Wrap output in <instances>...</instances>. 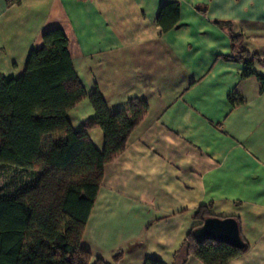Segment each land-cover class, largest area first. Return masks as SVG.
Instances as JSON below:
<instances>
[{
  "label": "crops",
  "instance_id": "obj_1",
  "mask_svg": "<svg viewBox=\"0 0 264 264\" xmlns=\"http://www.w3.org/2000/svg\"><path fill=\"white\" fill-rule=\"evenodd\" d=\"M166 1L0 0V75L18 76L43 31L65 26L88 93L98 89L111 112L130 97L147 102L124 151L104 165L81 240L93 260L174 264L192 214L210 204L211 215L240 220L250 245L228 264H264V90L241 77L243 62L224 57L231 36L215 22H232L264 76V0H178L177 25L161 31ZM231 93L243 102L231 105ZM94 114L88 98L68 112L75 128ZM89 134L102 149V130Z\"/></svg>",
  "mask_w": 264,
  "mask_h": 264
},
{
  "label": "trees",
  "instance_id": "obj_2",
  "mask_svg": "<svg viewBox=\"0 0 264 264\" xmlns=\"http://www.w3.org/2000/svg\"><path fill=\"white\" fill-rule=\"evenodd\" d=\"M179 16L180 2L168 0L155 22L165 31L177 25ZM215 22L231 36L232 51L224 57L243 62L241 77L255 76L264 90V76L253 69L243 35L232 30L229 20ZM42 39L41 46L29 50L18 76L0 75V264H107L101 257L93 260L81 245L82 236L104 165L124 151L149 106L130 97L126 107L111 112L103 94L98 89L88 93L80 80L65 26L46 29ZM85 98L95 114L75 128L68 112ZM228 100L233 106L243 102L235 93ZM93 128L102 130V149L90 137ZM209 207L202 204L192 214L195 223L175 251L174 264H185L189 256L204 264H228L249 250L235 217L244 247L196 238L193 230L211 215ZM121 255L117 252L113 260ZM143 264L165 263L146 257Z\"/></svg>",
  "mask_w": 264,
  "mask_h": 264
},
{
  "label": "water",
  "instance_id": "obj_3",
  "mask_svg": "<svg viewBox=\"0 0 264 264\" xmlns=\"http://www.w3.org/2000/svg\"><path fill=\"white\" fill-rule=\"evenodd\" d=\"M193 232L198 240L208 237L238 248L244 247L238 223L233 216H207L199 226L194 228Z\"/></svg>",
  "mask_w": 264,
  "mask_h": 264
}]
</instances>
